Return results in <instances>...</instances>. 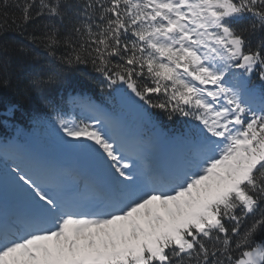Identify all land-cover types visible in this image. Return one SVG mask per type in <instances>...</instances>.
<instances>
[{
    "label": "snow or ice",
    "instance_id": "obj_1",
    "mask_svg": "<svg viewBox=\"0 0 264 264\" xmlns=\"http://www.w3.org/2000/svg\"><path fill=\"white\" fill-rule=\"evenodd\" d=\"M5 93L0 264H264V0H0Z\"/></svg>",
    "mask_w": 264,
    "mask_h": 264
},
{
    "label": "trees",
    "instance_id": "obj_2",
    "mask_svg": "<svg viewBox=\"0 0 264 264\" xmlns=\"http://www.w3.org/2000/svg\"><path fill=\"white\" fill-rule=\"evenodd\" d=\"M18 70L27 72L31 70V66L24 65L22 67H19ZM79 84H83L89 89L95 87V85L90 80L77 74V85L79 86ZM10 103H17L24 109L30 107V103L28 101L19 99L18 97L13 96L11 93H5L2 97H0V119H4L6 122L9 119L6 109L8 104ZM19 118V113H17V119ZM165 123L167 122L165 121Z\"/></svg>",
    "mask_w": 264,
    "mask_h": 264
}]
</instances>
